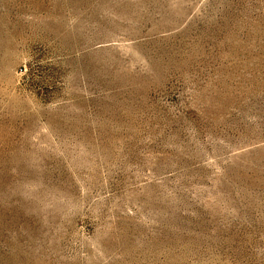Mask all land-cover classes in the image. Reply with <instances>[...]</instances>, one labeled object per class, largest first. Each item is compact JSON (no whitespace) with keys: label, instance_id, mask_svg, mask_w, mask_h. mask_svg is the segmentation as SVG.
<instances>
[{"label":"rangeland","instance_id":"374dc122","mask_svg":"<svg viewBox=\"0 0 264 264\" xmlns=\"http://www.w3.org/2000/svg\"><path fill=\"white\" fill-rule=\"evenodd\" d=\"M0 264H264V0H0Z\"/></svg>","mask_w":264,"mask_h":264}]
</instances>
